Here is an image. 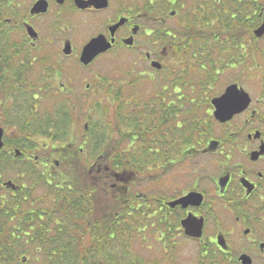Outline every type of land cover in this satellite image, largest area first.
<instances>
[{
  "label": "flooded vegetation",
  "instance_id": "1",
  "mask_svg": "<svg viewBox=\"0 0 264 264\" xmlns=\"http://www.w3.org/2000/svg\"><path fill=\"white\" fill-rule=\"evenodd\" d=\"M263 21L264 0H0V190L6 191L0 209L10 199L22 206L34 199L22 180L1 179L6 167L39 168L48 186L66 181L74 150L66 139L70 110L99 95L100 58L125 52L131 58L128 113L144 114L142 123L150 109L168 119L157 140L147 137V123L142 126V149L159 156L142 166L144 188L153 169L157 190L126 197L141 200L146 210L142 231L188 242L193 264H264V31L255 33ZM202 22L205 34L196 35L194 26ZM96 38L109 46L83 63L84 46ZM184 56L194 71L203 70V82L164 83L163 70ZM153 79V96L143 97L141 83ZM228 87L232 100L215 105ZM85 92L89 97L81 102ZM190 111L213 126L181 146L179 116ZM130 134V149H137L138 132ZM184 164L187 188L165 184L162 175L172 170L181 177L175 169ZM95 165L97 175L106 174L103 164ZM108 177L110 190L123 181L117 173ZM190 192L201 195L198 205L168 204ZM188 215L201 225L198 236L184 233Z\"/></svg>",
  "mask_w": 264,
  "mask_h": 264
},
{
  "label": "trees",
  "instance_id": "2",
  "mask_svg": "<svg viewBox=\"0 0 264 264\" xmlns=\"http://www.w3.org/2000/svg\"><path fill=\"white\" fill-rule=\"evenodd\" d=\"M195 33L203 34L205 30ZM116 92L114 98L118 102L107 106L113 110V123L106 120L107 112H103V121L108 122L105 128L99 132L96 128L86 131L100 143L94 146L92 157L106 167V174L97 175V170L91 172L86 167L83 173L69 169L62 185L43 184V189L48 188L43 196L47 198L35 197L34 187L30 186L26 194L34 198L30 201L33 205L22 206L20 201L7 200L4 209H0V264H147L132 251L133 239L143 233L146 210L140 201L136 202L138 199L124 198L128 195L126 176L130 173L142 176L144 162H154L159 156L141 147L145 136L144 114L130 115L125 104L127 96L121 90ZM147 114L150 119L145 122L148 125L149 121L147 137L157 140L161 124L168 122L167 114L151 109ZM200 116L190 111L180 119L181 146L199 139L200 131L213 126ZM130 131L138 132L137 149H130ZM134 153L138 158H133ZM110 173L123 178L115 186L121 183V191L107 188L112 180L108 177ZM94 177L98 184L94 183Z\"/></svg>",
  "mask_w": 264,
  "mask_h": 264
},
{
  "label": "rangeland",
  "instance_id": "3",
  "mask_svg": "<svg viewBox=\"0 0 264 264\" xmlns=\"http://www.w3.org/2000/svg\"><path fill=\"white\" fill-rule=\"evenodd\" d=\"M204 22L200 23L198 26H194L196 31H204L206 30L203 27ZM202 34V33H201ZM203 33L202 35H204ZM200 35V34H196ZM120 55H111L108 57L100 58V62L97 63V70L95 74L99 78L100 86L98 89L99 95L94 99L91 103H85L80 106H76L71 108L70 110V118L67 122V142L70 148L74 150H69V155L66 160L68 164V171L78 170V172L83 173V171L88 168L91 172L96 170V158L92 157V154L95 150H93L94 146L100 144L98 139L94 140V137L91 133L86 132L88 129L96 128L97 132L105 128L104 124L113 123V110L111 107H107L109 104L107 100L114 98V94L116 91L121 90L125 96L128 95V90L126 89V71L131 64L130 55L127 53H119ZM197 66L198 63L196 64ZM190 59L187 57H183L182 62L175 64L173 68L170 70L164 69V83H175L177 81L183 82H191L190 80L195 82H199L202 80L203 75L201 72L203 70L196 69L194 71L191 68ZM91 73V72H89ZM191 73V75H190ZM200 74V75H199ZM91 82V81H90ZM158 83L157 79L153 80H144L141 83V87L139 88L143 97L151 98L154 93V89L156 90V84ZM93 85V83H92ZM119 88V89H118ZM117 89V90H116ZM157 92V91H156ZM86 93V94H85ZM81 96V102L89 97V93L85 92ZM117 93V92H116ZM127 99V98H126ZM205 104L199 108L201 114L204 112ZM103 112H107L106 120L108 122H104ZM182 113V110H181ZM183 114H180L179 119H181ZM150 120V119H148ZM146 121H144L145 123ZM84 124H87V129H84ZM149 127V121H148ZM217 127V126H216ZM214 126L213 129H216ZM99 128V129H98ZM218 128V127H217ZM33 141H37L39 145H43L44 142H47L46 139L41 137H34ZM48 143V142H47ZM99 146V145H98ZM78 147H84V151L82 153H76ZM75 152V153H73ZM137 153H134V155ZM138 158L137 155L134 156ZM197 166L200 167L199 163ZM178 173H180L181 177L174 176L172 170L167 171L164 175H162V180L164 183H172L176 187L180 188L179 190L187 188L186 186L190 183V176L188 174L190 172L189 168L184 165H180L175 169ZM150 174L151 183H148L146 189L144 188V182L142 181V176L139 174H134L129 179L128 184V195H124V198L128 196H133L136 194H144V193H153L157 190V178L156 171L151 169L148 171ZM41 171L39 168L32 167L30 170L23 171L18 170L14 167H6L1 174V179L3 180H11L15 183H19L20 180L25 182L27 189L30 186H33V195L37 198H47L43 197L44 194H47L48 188L43 189V184L47 185L44 182V178L41 176ZM68 175V174H67ZM114 175V174H113ZM129 174L126 176L128 177ZM124 177V176H123ZM185 177V178H184ZM188 177V178H187ZM184 179H187L184 181ZM94 183L98 184L99 181L97 177H94ZM153 180V183H152ZM161 180V181H162ZM115 181V180H114ZM109 183V182H108ZM111 183V182H110ZM108 185V184H107ZM161 187L162 185L159 184ZM119 190L121 191L122 185H118ZM115 188V189H116ZM178 190V191H179ZM115 191V190H114ZM6 191L0 190V195L4 196ZM37 195V196H36ZM105 197H107L104 194ZM123 198V197H122ZM141 202V200H136V202ZM6 204V203H5ZM142 204V203H141ZM134 245L132 247V251L137 254L139 257L143 258L147 264L152 262H157L159 264H193L194 262V248L186 241L181 240L179 237L173 236H165L160 237L159 234L153 233L152 231H144L138 238L133 239Z\"/></svg>",
  "mask_w": 264,
  "mask_h": 264
},
{
  "label": "water",
  "instance_id": "4",
  "mask_svg": "<svg viewBox=\"0 0 264 264\" xmlns=\"http://www.w3.org/2000/svg\"><path fill=\"white\" fill-rule=\"evenodd\" d=\"M264 31V21L261 24V26L255 31L257 35H261ZM109 44H104V42L98 38L93 39L92 41L88 42L83 50L81 55V61L83 63L89 62L96 54L99 52H102L107 49ZM155 67H159L157 64H154ZM231 89L228 87L224 94L220 96L219 98L213 100V103L217 106H223L229 104V102L232 100L231 95ZM226 118H223V120ZM221 120V121H223ZM6 184H12L11 181H7ZM202 198L201 195L197 192H190L186 194L185 196L178 198L174 201L169 202L168 204L170 206H175L177 204H180L182 207H186L187 205H198L201 202ZM182 228L184 229V233L186 235L190 236H198L200 233L201 225L200 223H195L194 218L188 215L185 219L181 221Z\"/></svg>",
  "mask_w": 264,
  "mask_h": 264
}]
</instances>
